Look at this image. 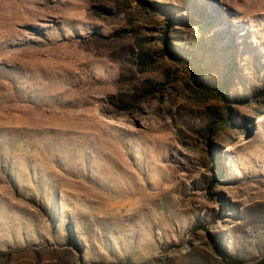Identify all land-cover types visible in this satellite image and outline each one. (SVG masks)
I'll return each instance as SVG.
<instances>
[{"label":"rangeland","instance_id":"obj_1","mask_svg":"<svg viewBox=\"0 0 264 264\" xmlns=\"http://www.w3.org/2000/svg\"><path fill=\"white\" fill-rule=\"evenodd\" d=\"M264 264V0H0V264Z\"/></svg>","mask_w":264,"mask_h":264},{"label":"trees","instance_id":"obj_2","mask_svg":"<svg viewBox=\"0 0 264 264\" xmlns=\"http://www.w3.org/2000/svg\"><path fill=\"white\" fill-rule=\"evenodd\" d=\"M217 252L229 264H244L243 261L237 257L226 255L225 253H222L220 251H217ZM261 262H262V259H257L256 261H254L251 264H261Z\"/></svg>","mask_w":264,"mask_h":264}]
</instances>
